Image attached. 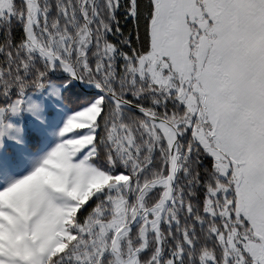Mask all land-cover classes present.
Masks as SVG:
<instances>
[{
  "label": "snow or ice",
  "instance_id": "obj_1",
  "mask_svg": "<svg viewBox=\"0 0 264 264\" xmlns=\"http://www.w3.org/2000/svg\"><path fill=\"white\" fill-rule=\"evenodd\" d=\"M0 264H264V0H0Z\"/></svg>",
  "mask_w": 264,
  "mask_h": 264
}]
</instances>
